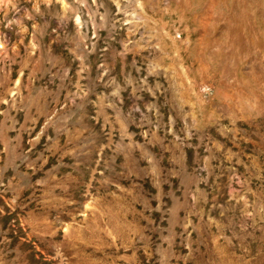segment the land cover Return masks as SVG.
<instances>
[{"label": "rangeland", "instance_id": "rangeland-1", "mask_svg": "<svg viewBox=\"0 0 264 264\" xmlns=\"http://www.w3.org/2000/svg\"><path fill=\"white\" fill-rule=\"evenodd\" d=\"M0 264H264V0H0Z\"/></svg>", "mask_w": 264, "mask_h": 264}]
</instances>
